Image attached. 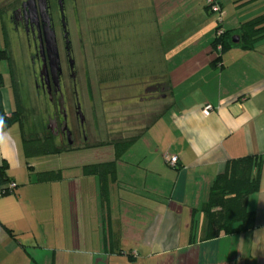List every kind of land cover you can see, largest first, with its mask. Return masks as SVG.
Segmentation results:
<instances>
[{"label":"crops","instance_id":"crops-1","mask_svg":"<svg viewBox=\"0 0 264 264\" xmlns=\"http://www.w3.org/2000/svg\"><path fill=\"white\" fill-rule=\"evenodd\" d=\"M247 1L248 14L225 25L221 17L224 30L264 15V0ZM63 2L72 56L101 120L115 105L136 113L137 126L106 134L137 139L103 193L82 168L112 161V146L96 147L109 148L105 161L47 167L25 155L19 123L0 129V167L16 185L0 196V264H264V37L211 65L217 19L205 0ZM12 96L9 111L2 89L6 115ZM246 157L261 162L259 189L246 200L253 228L206 239L210 187L227 162ZM47 171L62 178L40 182Z\"/></svg>","mask_w":264,"mask_h":264},{"label":"trees","instance_id":"trees-1","mask_svg":"<svg viewBox=\"0 0 264 264\" xmlns=\"http://www.w3.org/2000/svg\"><path fill=\"white\" fill-rule=\"evenodd\" d=\"M0 31L4 45V49L0 48V62H8L14 80V72L12 70L13 63L7 47L8 39H6V37L8 35L2 23ZM219 31H221L220 35H217ZM233 37L239 38L238 43L232 42ZM260 37H264V15L241 24L237 30H224L222 25L217 23L211 48L218 52V57L211 65L220 61L221 55L232 47L249 49ZM3 85V77L0 74V129L6 130L16 123H19L22 128V113L20 111L21 101L16 92L14 82L13 94L15 110L9 115L5 114L3 108ZM136 139V137H129L128 139L110 140L100 142L95 146H86L87 144H84L83 147H59L55 145L51 138L45 136H43V138H33V136H30V138L24 137L23 148L28 158H37L76 151L80 148L84 149L92 146H112L114 149L112 161L86 165L82 168L83 175H94L98 178L101 186L100 188L104 193L106 190V183L114 176L116 161L120 159ZM260 167L261 162L256 157H246L227 162L224 170L213 181L209 190L208 199L201 210L206 221V239H215L221 235L243 233L253 228V216L252 213L248 212L246 209V200L249 195L257 192L259 189ZM6 170L7 166L3 165L0 167V196L7 194L5 191L10 183L5 174ZM61 178L62 175L60 171H47L38 174V180L40 182H53Z\"/></svg>","mask_w":264,"mask_h":264},{"label":"rangeland","instance_id":"rangeland-1","mask_svg":"<svg viewBox=\"0 0 264 264\" xmlns=\"http://www.w3.org/2000/svg\"><path fill=\"white\" fill-rule=\"evenodd\" d=\"M13 0H0V11L7 10ZM15 1V0H14ZM223 10H222V19L223 24L230 20L235 12H244L248 14L250 5H247V0H241V5L238 7V2L236 3H228L229 0H223ZM245 1V2H243ZM243 2V4H242ZM66 7H69L71 4V0H65ZM52 5V16L55 18L57 33L59 32V18L57 14V8L55 0H51ZM235 5L238 7L237 9L233 6ZM63 6V17L66 21L65 16V9H64V2L62 0ZM227 15V16H226ZM212 17L218 19L217 14H212ZM225 16V17H224ZM224 17V18H223ZM2 24L4 30L7 32L8 26L4 22V18L2 17ZM68 31V30H67ZM74 32V30H72ZM59 35V33H58ZM8 39L7 47L10 57L13 63V77L12 78V71L9 68L8 62L1 61L0 62V74L3 77V93L5 97V105L7 106L6 109L11 111L14 108L13 102V82L15 85L16 92L21 101V108L20 111L22 113V122H23V132L26 138H43L42 136V124L46 119V116L51 113L50 106L47 105L43 98L38 99L35 94V88L33 84L34 73H33V66L30 61V56L26 44V40L22 35H18L16 33H8L6 37ZM0 48L4 49L3 40L0 35ZM73 62L75 63V70L77 74V93H78V103L80 104V108L82 111V118L84 120L83 131L85 137L77 136V147H83L84 143H87L86 146L96 145L100 142L110 141V140H117V139H128L129 137H119V136H110L107 135V132L112 130H127L128 128H133L137 126V120L134 119L135 112L134 107H130V111L126 112L124 116L120 115V106L115 105L114 108H104L106 111V116H109V122L107 120H101V112L100 106L97 104L92 105L88 100V92L90 89H86L85 83V66L81 64L80 59L73 58ZM68 85V84H67ZM69 87V86H68ZM67 87V88H68ZM100 91V90H99ZM115 91V90H113ZM91 93V91H90ZM93 95L95 96V90H92ZM69 98L71 96L70 90L68 92ZM8 98V103H7ZM115 98V97H114ZM114 102L117 104L116 99ZM67 106V112L71 114L70 123L68 126L72 128L74 131L78 132V126L76 120H74V102L70 100ZM114 103V104H115ZM103 108V107H102ZM137 110V109H136ZM122 112V111H121ZM97 115H96V114ZM99 117V118H98ZM149 121H145L143 125L148 123ZM127 132V131H126ZM106 136V137H105ZM89 147V148H80L76 151H71L72 153L68 154H56V155H49L44 156L43 164L47 167L57 166L60 167L63 163L71 162L73 164L78 162L86 163H94L99 161H105L107 158V150L108 147L97 150L96 147ZM108 148V149H107Z\"/></svg>","mask_w":264,"mask_h":264},{"label":"flooded vegetation","instance_id":"flooded-vegetation-1","mask_svg":"<svg viewBox=\"0 0 264 264\" xmlns=\"http://www.w3.org/2000/svg\"><path fill=\"white\" fill-rule=\"evenodd\" d=\"M55 3L59 35L52 16L51 0H13L7 10L0 11V21L2 23L3 17L8 26L7 35L11 31L25 38L33 66L35 94L38 99L43 98L52 110L42 124V135L51 138L59 147H77V136L85 137L82 129L84 120L80 121L82 111L78 103L77 74L66 21L62 18L58 0ZM55 51L58 64L55 63ZM70 100L74 102L73 116L78 132L68 126L71 114L67 112V106Z\"/></svg>","mask_w":264,"mask_h":264},{"label":"built area","instance_id":"built-area-1","mask_svg":"<svg viewBox=\"0 0 264 264\" xmlns=\"http://www.w3.org/2000/svg\"><path fill=\"white\" fill-rule=\"evenodd\" d=\"M205 6L207 10L213 14L218 15L217 23L221 24V8L219 6L218 0H205ZM221 31L217 32V35H220ZM219 49V48H218ZM213 111V107L207 105L203 108L202 114L203 116H208ZM165 163L168 167L175 169L177 167V158L175 156H165ZM16 185L14 183H9L7 186V190L5 191L7 194L11 193L15 189ZM4 193V192H3Z\"/></svg>","mask_w":264,"mask_h":264},{"label":"water","instance_id":"water-1","mask_svg":"<svg viewBox=\"0 0 264 264\" xmlns=\"http://www.w3.org/2000/svg\"><path fill=\"white\" fill-rule=\"evenodd\" d=\"M39 2H41V0H38ZM58 5H59V9H60V12H61V14H62V18H63V20H64V17H63V6H62V0H58ZM52 36V37H51ZM50 37H51V40L53 41V44L55 45V39L53 38V34H51L50 35ZM238 41H239V38L238 37H233L232 38V42L233 43H238ZM52 46L53 47V51L55 50V46ZM55 56H56V59H55V63L56 64H58V62H57V55H56V51H55ZM80 112V111H79ZM81 114V113H80ZM80 121H81V123H82V121H83V118H82V115H81V118H80Z\"/></svg>","mask_w":264,"mask_h":264}]
</instances>
